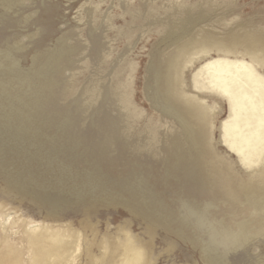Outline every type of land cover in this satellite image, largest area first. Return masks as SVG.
<instances>
[{
	"label": "rangeland",
	"instance_id": "1",
	"mask_svg": "<svg viewBox=\"0 0 264 264\" xmlns=\"http://www.w3.org/2000/svg\"><path fill=\"white\" fill-rule=\"evenodd\" d=\"M260 34L264 0H0V264H52V243L28 239L52 232L79 244L66 264H92L90 256L110 251L115 261L127 242L142 251L139 264H205L200 240L174 234L176 220L169 231H150L137 213V184L163 173L165 149L180 133L152 105L149 72L161 68L205 107L209 124L191 123L210 146L206 157L222 158L223 176H245L251 170L220 136L225 98L205 76L197 89L193 77L227 51L249 60ZM22 167L32 184L3 194L2 178ZM213 203L216 225L236 222L225 200ZM247 247L246 260L264 264V231ZM228 255L224 264H246Z\"/></svg>",
	"mask_w": 264,
	"mask_h": 264
},
{
	"label": "bare ground",
	"instance_id": "2",
	"mask_svg": "<svg viewBox=\"0 0 264 264\" xmlns=\"http://www.w3.org/2000/svg\"><path fill=\"white\" fill-rule=\"evenodd\" d=\"M256 37V42L261 44L255 52L246 50L249 60L242 57L230 58L228 53L231 52L227 51L226 54L205 61L193 77V85L197 89L207 84L211 90L225 98L228 115L220 123V136L226 148L251 170L245 176L238 177L232 173L223 176L220 174L224 168L222 158L216 154L211 160L206 157V149L210 146L205 148L206 145L200 138V127L191 123L195 119L199 125L209 124L205 107L182 93L177 84L173 87L161 68L149 72L154 83L152 89L147 87L152 105L164 117L174 119L180 133L172 137L170 145L165 149L167 167L163 173L154 178L153 183H147L145 179L138 180L139 183L135 180L142 189L136 196L139 200L137 205L140 206L137 213L150 231L152 225L165 226V231H169L173 219L176 220L172 227L175 229L174 234L200 240L198 244H201L200 250L205 256V264H224V256H229V253L233 254L235 260L245 259L246 264H259L246 260L248 242L264 231V75L256 68H264V35ZM178 67L180 70L179 65ZM178 69L172 67L174 74ZM202 76H205L206 84L198 80ZM177 77L178 73L175 79L179 82ZM24 170L25 167H22L18 171L13 170L17 173H8V177H1L3 194L9 196L11 192L19 193L28 189L32 184L29 179L32 176L29 171ZM181 177L189 181L188 186L182 184ZM126 181H121V185ZM210 189L219 191V196L207 198L206 195H201L202 191ZM218 198L228 203V210L233 214L235 223L230 220L228 224L216 225L213 222L216 214L209 213L208 210ZM187 225L192 230L187 229ZM29 235L31 243L40 238L52 243L49 250L52 264H66L71 255V246L76 250L79 247L76 239H65L60 232ZM121 248L117 260L113 261L110 251L107 258L104 257L107 252L100 258L90 256L92 264L140 263L142 251L128 242L121 245ZM241 249L237 254L236 251ZM234 259L233 263H236Z\"/></svg>",
	"mask_w": 264,
	"mask_h": 264
}]
</instances>
